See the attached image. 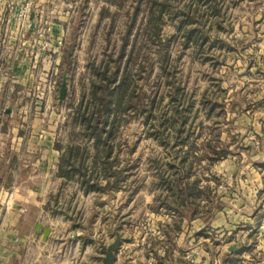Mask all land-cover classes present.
I'll return each instance as SVG.
<instances>
[{
	"label": "rangeland",
	"instance_id": "obj_1",
	"mask_svg": "<svg viewBox=\"0 0 264 264\" xmlns=\"http://www.w3.org/2000/svg\"><path fill=\"white\" fill-rule=\"evenodd\" d=\"M160 1L56 0L60 12L53 19L64 25L61 18L67 16L69 31L55 34L54 24L46 18L33 23L31 15L30 24L23 26L16 19L24 2H30L35 12L32 0H0V150L5 158L17 135L30 138L34 116L28 118L25 111L37 110L44 119L42 128L54 132L56 143L66 145L74 139L77 144H87L93 154V145L86 143L82 132L77 138L71 136L75 126L81 131L74 124L75 109L88 92L92 63L110 61L112 70L123 49L121 60L122 65L126 61L129 65L132 98L129 110L121 111L117 118L113 144L122 166L136 164L131 174L125 172L128 177L121 189L134 196V225L141 227L150 194L161 192L154 159L168 171L170 153L177 152L175 162L182 156L187 157L186 167L193 162L189 178L199 179L200 191L198 200L191 199L184 216H179L189 221L196 215L198 221L207 222L199 229L192 252L197 253V264H203L201 257L207 252L213 264H222L221 257L231 250L221 231L211 224L224 208L230 210L231 222L238 224L241 174L252 171L241 162L264 156V0H168L161 14ZM52 8L53 3L44 14ZM30 29L45 33L36 31L37 35L29 36ZM43 53L50 67L41 61ZM60 53L62 61L57 65ZM64 72L68 92L59 105ZM175 91L185 116V142L181 143L174 139L179 126L174 119ZM9 108L15 109L14 115L7 116ZM155 129L170 135L166 146L153 136ZM215 147L222 153L213 160L211 148ZM261 171L264 174V167ZM261 189L260 210L255 216L264 226V181ZM159 203L151 204L166 214ZM254 231L245 232V242L241 231L228 240L243 254L235 256V263L257 264L264 258V247L258 242L263 235ZM186 246L183 250L189 259L188 243ZM133 255L142 263L141 251L135 250ZM93 264H102V260Z\"/></svg>",
	"mask_w": 264,
	"mask_h": 264
},
{
	"label": "crops",
	"instance_id": "obj_2",
	"mask_svg": "<svg viewBox=\"0 0 264 264\" xmlns=\"http://www.w3.org/2000/svg\"><path fill=\"white\" fill-rule=\"evenodd\" d=\"M55 1L32 0L33 23L41 20L39 17L46 18L54 24L51 26L55 34L66 33L69 31L67 16L61 18L64 25L54 21L55 13L60 12ZM51 3L53 15L44 14L43 10ZM36 31L30 29L28 35H37ZM38 57L36 51V62ZM56 58L55 63L60 65L61 53ZM40 59L50 67L51 62L44 53ZM14 111L9 108L7 116L14 115ZM25 112L29 113L26 114L28 118L34 116L30 138L24 139V135L16 133L15 144L8 148L12 152L8 151L4 158L0 150V264H93L102 260V245L111 244L117 232L121 236V245L115 264H182L183 261V264H197L193 245L197 243L199 229L207 222L198 221L196 215L189 221L186 218L182 221L175 212L160 213L152 207L151 203L156 201V194L152 192L151 200L147 202L150 205L142 212L141 227L134 225L137 223L133 218L136 211L134 196H129L125 190L85 193L77 176L68 179L60 174L61 154L66 145L59 149L54 132L42 128L44 119L37 110ZM258 157L260 160L241 162L252 170L241 174V220L238 224L232 223L230 210L224 208L211 224L221 231L228 249L232 246L228 240L234 234L239 236L240 231L242 242L246 241L250 231L258 230L264 236L263 221L255 216L260 210L264 181L263 172H259L264 167V156ZM46 227L51 229L47 239L43 236ZM263 236L258 238L260 248L264 247ZM187 243L189 259L185 258L183 250ZM135 250L141 251L142 263L133 255ZM238 252L240 250H231L221 260L238 264L236 257L243 256ZM202 256L203 264H213L211 253ZM257 264H264V258Z\"/></svg>",
	"mask_w": 264,
	"mask_h": 264
},
{
	"label": "trees",
	"instance_id": "obj_3",
	"mask_svg": "<svg viewBox=\"0 0 264 264\" xmlns=\"http://www.w3.org/2000/svg\"><path fill=\"white\" fill-rule=\"evenodd\" d=\"M158 5L161 14L168 7L169 2L168 0H161ZM122 57L123 49L115 60L116 64L112 70L109 66L110 61L102 60L98 65L92 63L93 77L90 79L88 92L83 93L75 109L74 124H77L81 131L78 132L75 126L71 136L77 138L82 132V135L86 138V143H92L94 153L89 152L90 147L87 144H77L73 139L66 144L61 154L60 174L68 179L77 176L78 182L85 193L89 191L100 193L119 191L123 189V183L128 177L125 172L128 171L131 174L132 169L136 168L135 163L130 166L121 165V160L117 155L118 152L115 153L113 144L117 118L121 111L125 113L129 110L131 106L130 99L132 98L131 92H129L131 73L127 61L122 65ZM66 58L68 60V57ZM177 94V91L172 94V99L175 101L174 119L179 125L175 131L174 139L176 142L181 143L185 142L183 136L185 116L182 108H180L181 100ZM160 124L161 121L158 120V125L160 126ZM153 136L164 144L169 141L166 139H169L170 135L164 136V131L155 129ZM56 144L59 149H62L63 145L59 142ZM211 149L214 155L212 159L215 160L221 155L222 151L218 150L217 147ZM170 156L172 161L168 163V171L162 170L159 160L154 159L157 169L154 173L157 177L156 185L161 190L160 194L156 195L155 200L160 201L159 205L164 207L167 212H175L184 216V207L191 202V199L192 201L198 200L200 193L198 188L199 179L190 180L193 162L186 167L187 157L182 156L179 162H175L179 157L177 152H171ZM232 261L235 262V260ZM222 264H226L225 259Z\"/></svg>",
	"mask_w": 264,
	"mask_h": 264
},
{
	"label": "water",
	"instance_id": "obj_4",
	"mask_svg": "<svg viewBox=\"0 0 264 264\" xmlns=\"http://www.w3.org/2000/svg\"><path fill=\"white\" fill-rule=\"evenodd\" d=\"M67 83H68V74L67 72H64L62 83L59 90V96H58L59 104H61L62 101L67 97V92H68ZM50 230L51 229L49 227L43 229V236L45 239H47V237L49 236ZM120 245H121V236L117 232L116 238L111 244L102 245V252H103L102 264H115L116 253L119 250ZM237 249L238 247L236 246L230 247V250H237Z\"/></svg>",
	"mask_w": 264,
	"mask_h": 264
},
{
	"label": "built area",
	"instance_id": "obj_5",
	"mask_svg": "<svg viewBox=\"0 0 264 264\" xmlns=\"http://www.w3.org/2000/svg\"><path fill=\"white\" fill-rule=\"evenodd\" d=\"M32 15V5L30 2H24V4L20 7L19 11L16 13V19L22 24V26L26 23L30 24ZM50 30V29H49ZM42 35V33H45L44 31H39ZM57 81L56 79H53V87H55ZM0 232H1V225H0Z\"/></svg>",
	"mask_w": 264,
	"mask_h": 264
}]
</instances>
